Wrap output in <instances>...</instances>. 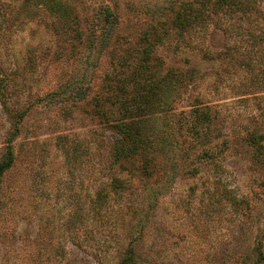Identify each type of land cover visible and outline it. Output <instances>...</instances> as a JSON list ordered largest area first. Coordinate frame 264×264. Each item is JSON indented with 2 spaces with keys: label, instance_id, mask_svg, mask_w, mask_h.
<instances>
[{
  "label": "rangeland",
  "instance_id": "374dc122",
  "mask_svg": "<svg viewBox=\"0 0 264 264\" xmlns=\"http://www.w3.org/2000/svg\"><path fill=\"white\" fill-rule=\"evenodd\" d=\"M64 1L0 0V264H264V0L186 29L193 0ZM163 76L143 176L97 105Z\"/></svg>",
  "mask_w": 264,
  "mask_h": 264
},
{
  "label": "trees",
  "instance_id": "16d2710c",
  "mask_svg": "<svg viewBox=\"0 0 264 264\" xmlns=\"http://www.w3.org/2000/svg\"><path fill=\"white\" fill-rule=\"evenodd\" d=\"M208 1L210 0H201L198 5L196 4L198 1L195 0L186 1L183 4L182 9H179L176 13L174 19L176 27L186 29L196 23H201L203 20H207L205 19L208 17V15L205 14V7ZM216 1H219L217 4L226 6L227 9L233 12H246L249 6V3L245 0ZM50 2L51 9L54 13L59 14V17H64L66 19L71 16L74 19L76 18L73 6L69 5L64 0H50ZM106 12V20H108V22H113L111 17L114 13L109 7H107ZM77 26L78 27L74 30L77 34L76 36L80 39L84 36L86 28L82 23H77ZM81 26L83 27L81 28ZM151 51L150 44L144 48V64H147L143 66L141 63L142 65L137 69L138 73L136 72V74H133V77L137 74H143L144 71L146 72V66L148 65ZM171 81L172 80H169L166 76H163L162 78L156 77L155 79H148V87H142L143 90L140 93L126 95L123 93L125 92V89L120 88L118 91L119 93L116 96L108 91L107 93L109 95H106L104 99L103 97H100L101 99L98 101L97 105L99 108L104 100L111 103L116 102L115 105L119 104L120 115L113 117L109 114L104 117V122L110 124L114 130L115 139L113 143V157L114 161L120 163V166H127V163L124 161L132 163L137 160L136 163H140L141 167H143V176H149L154 170L151 167L156 162L155 153H157V151L155 150V135L150 133L148 124L152 122V115L157 112V109L160 108L162 104H165L163 102V97L168 93L167 90L169 91L171 89L169 85L171 84ZM123 84H125V81H123ZM114 97L116 98L113 99ZM147 117H149V119ZM6 153V159L0 163V178L5 170L11 166L14 156L13 149L9 146ZM123 183H126V181L124 180ZM131 258H133L132 253L129 254V257L124 259L121 264H127Z\"/></svg>",
  "mask_w": 264,
  "mask_h": 264
}]
</instances>
